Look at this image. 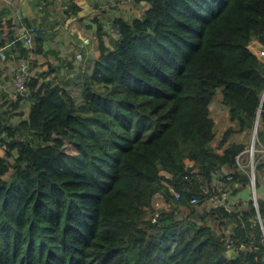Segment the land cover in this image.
Instances as JSON below:
<instances>
[{
	"label": "trees",
	"instance_id": "1",
	"mask_svg": "<svg viewBox=\"0 0 264 264\" xmlns=\"http://www.w3.org/2000/svg\"><path fill=\"white\" fill-rule=\"evenodd\" d=\"M132 1L150 7L111 19L116 37L97 25L100 54L71 89L29 77L17 122L0 103V264H264V200L227 210L200 189L250 182L236 157L264 90L249 48L264 46V0ZM219 90L231 123L220 135ZM165 183L179 197L149 220L156 193L173 198Z\"/></svg>",
	"mask_w": 264,
	"mask_h": 264
},
{
	"label": "crops",
	"instance_id": "2",
	"mask_svg": "<svg viewBox=\"0 0 264 264\" xmlns=\"http://www.w3.org/2000/svg\"><path fill=\"white\" fill-rule=\"evenodd\" d=\"M70 1L80 7L77 15L84 19L79 20L78 17L66 13ZM123 2V0H47L46 3L44 0H0V103L9 109V114H12L11 121L26 119L31 106L29 99L25 98L19 102L20 106L10 109L20 96H26L28 92L26 90L25 93H19L16 90L17 69L27 65V71L31 72L30 77H39L40 82L50 81L71 89L84 73L92 69L95 59L100 54L96 35L97 25L107 29L103 22L110 21L108 10L117 11L123 6ZM136 5L142 12L150 7L146 1ZM103 16H106L105 19ZM30 26H35L39 30L42 40L41 51L35 41L30 46L24 44L21 36ZM18 39H22L23 46L28 48L27 53L22 52L17 46ZM104 39L106 44H110L108 35L104 36ZM262 46L257 40L250 42V47L254 51ZM25 102H28V106ZM210 109L220 135L231 125L228 110L217 103L213 108L210 104ZM262 129L264 130V127ZM261 145L264 146L262 143ZM257 187V199L264 200V181L261 180ZM248 189L245 187L237 192L236 205L251 199L252 195Z\"/></svg>",
	"mask_w": 264,
	"mask_h": 264
},
{
	"label": "built area",
	"instance_id": "3",
	"mask_svg": "<svg viewBox=\"0 0 264 264\" xmlns=\"http://www.w3.org/2000/svg\"><path fill=\"white\" fill-rule=\"evenodd\" d=\"M39 34V30L35 27V26H30L27 27L23 34H22V38L24 41V44L26 46H30L33 42L34 39L37 37V35ZM249 48L251 49V51L261 60H264V46L260 47L259 49H257L256 51H254L249 44ZM29 76L27 74V65H22L20 66L15 74V87L16 90L19 93H24L27 90V86H26V82L28 80ZM264 110V90L262 92L261 98H260V103L257 109V113H256V121H255V125L253 128V138L255 137L256 134V127L257 124L260 120V116L262 111ZM261 155L264 156V146L262 147V149H260ZM248 153V164L246 165H241L239 163V159L245 154ZM237 159V164L239 166L240 169H244L245 166H249V175H250V182L254 185L255 183V166L256 163L254 161V148L253 146L250 147L249 149L246 148L244 151H242L241 153H239L236 157ZM164 174V172H162ZM167 177H170V175L166 174ZM173 198H165L161 193H156L153 196L152 199V207L148 209V213H147V219L149 220H155L161 211L167 210L169 211L170 209H172L173 207V200L178 199L179 197V193L175 190V188L168 184L165 183ZM213 188L215 189V192L213 194H211L210 189H208L205 185H201L200 189L202 191V193L205 195L204 198L208 197V200L210 203V206H219L222 205L225 209L227 210H232L234 204H235V195L232 193V190L229 189L228 187H223L222 182L220 180H216L214 182ZM251 199L253 200L254 204L257 206V196L255 191L253 192V195L251 197ZM198 199L196 197H193L190 199V203L191 204H195L197 203Z\"/></svg>",
	"mask_w": 264,
	"mask_h": 264
},
{
	"label": "rangeland",
	"instance_id": "4",
	"mask_svg": "<svg viewBox=\"0 0 264 264\" xmlns=\"http://www.w3.org/2000/svg\"><path fill=\"white\" fill-rule=\"evenodd\" d=\"M123 1H124L122 3L123 6H121L120 8H118L117 11H113L111 9L108 10V13H109V15L111 17V18H109L110 21L103 22V23L106 24L105 26H107V29H105L106 28L105 27L104 30H106L107 33L109 35L111 34L113 37H116V32H115V30H114V28H113V26L111 24V19H113L114 17H117L118 15L119 16L121 15V16L127 18V19H131L133 17H137V16H139V15L142 14L141 13L142 11H140V8L136 5V3L132 2L131 0H123ZM101 12L104 13L103 11H101ZM105 17L106 16H103L102 18L105 19ZM18 65H19V63L17 64V67H18ZM30 66H31V64H29V68H30ZM27 74L30 77V74H31L30 70L27 71ZM220 96H221V94H220V90H219L218 95L216 96V98L211 103L212 104V108H213L214 104H216V103H217V105H220L221 104L220 101H219V99H220L219 97ZM25 104L28 106V102H25ZM15 121H18V119L15 120ZM261 129H262V125H261L260 120H259V122L257 124V127H256V130L257 131H256V134H255V137L253 138V131H252L251 135L249 137H247L246 139H245L244 136L241 138V139H243L247 143L246 144V148L249 149L250 147L253 146V148H254V161H255V163L258 160H260L261 158H264L261 155V152H260V149H262L263 146L261 145V142L258 139V132ZM213 144L216 145L217 144V141H214ZM0 154L1 155H4L5 154V150H4V148L2 146H0ZM247 160H248V153H245L239 159V163L241 165H246V164H248ZM245 168L249 169V166L247 165V166H245ZM7 176L8 175H6L5 177H7ZM261 180L264 181V175L260 171V172H258V177L255 175V183H254V185L252 183H249L246 186V187H248L250 189V190L249 189L248 190L251 192V195H253V192L255 191L256 196H258V189H257L258 187L257 186L259 184H257V186H256V181L259 183V182H261ZM209 203H210L209 201L206 202L207 205Z\"/></svg>",
	"mask_w": 264,
	"mask_h": 264
},
{
	"label": "water",
	"instance_id": "5",
	"mask_svg": "<svg viewBox=\"0 0 264 264\" xmlns=\"http://www.w3.org/2000/svg\"><path fill=\"white\" fill-rule=\"evenodd\" d=\"M69 21H70V19H68L67 22H69ZM226 253H227V256L230 258H236L237 257V253L233 249L227 250Z\"/></svg>",
	"mask_w": 264,
	"mask_h": 264
}]
</instances>
